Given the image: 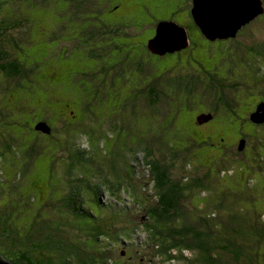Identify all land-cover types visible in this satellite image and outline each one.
<instances>
[{
  "label": "rangeland",
  "instance_id": "obj_1",
  "mask_svg": "<svg viewBox=\"0 0 264 264\" xmlns=\"http://www.w3.org/2000/svg\"><path fill=\"white\" fill-rule=\"evenodd\" d=\"M85 2L0 0V8L6 7L0 9V23L5 26L21 23L18 33L12 32L16 40L23 41L15 56L24 70L30 71L18 82L0 73V210L5 212L2 217L6 218L7 226L18 234L17 239L0 226V246L17 247L34 221L37 228L44 226L42 216L55 224L54 236H62L54 238L49 233L43 237L53 239L55 245L74 248L68 259L73 264H79V257L87 260L94 251L108 248L117 264H164L156 257L154 242L143 227L148 214L134 205L135 198L147 197L150 205L156 201L153 177L143 154L153 151L152 147L155 152L151 160L170 166L173 181L183 186L201 182L206 187L194 185L184 195L182 210L189 217L173 226L205 223V229L211 230L212 235L229 239L238 229L235 220L231 222L237 216L244 221L243 230L249 231L254 212L264 214V169H260L259 157L254 154L258 147L240 153L237 147L225 151L227 143L219 144L218 130L224 126L230 125L232 137L227 140L230 145L241 134L242 121L227 114L228 110L214 117L209 126L201 127L196 121L212 112L218 95L222 103L228 101L230 112H238L241 119L245 112L251 111L255 97L264 98V93L257 90V83L264 76V58L253 60L252 70L246 62L238 59L245 64L241 65L219 53L214 44L208 50L209 42L192 29L185 0L184 3L182 0ZM163 22L187 26L190 47L163 57L149 53L145 47ZM261 26L264 28V22ZM260 39L264 40V30L252 27L243 41L251 44ZM229 47L235 50L233 44ZM131 55L132 60L144 57L151 65L135 69L136 72L126 68L133 75H129L132 79L127 83L124 78L123 83L117 77L124 68L121 60ZM232 68L234 72L240 71L232 76L240 84L234 89L222 85L230 82ZM249 70L250 74L253 71L251 79L246 76ZM211 77L222 83L219 88L207 85L213 82L208 80ZM133 78L137 80L135 83ZM193 78L196 82L192 84ZM151 84L169 86L165 93L171 96L170 102L167 107L162 106L163 111L161 106L151 108L153 104L146 99L145 89ZM177 85L183 88L182 95H176ZM131 96L149 114L135 110L132 116L128 111L132 109L128 104L134 103ZM87 105L90 113L83 111ZM119 115L122 119L116 123ZM41 122L51 128V135L36 132ZM250 131L248 135L254 133ZM214 134L216 137L212 138ZM254 136L260 137L257 133ZM254 139L249 138L250 146ZM79 150L88 155L78 156L72 167L71 158ZM78 179L104 184L101 203L121 209L124 205L128 209L116 218L107 213L102 218L106 228L117 224L119 231L132 233L126 243L121 240L124 245L110 246L104 239L97 244L91 237L95 221L76 219L64 212L60 202L71 191V180ZM111 186L120 189L114 193L117 197L112 195ZM82 192L85 200L92 203V196H87L85 190ZM114 199L123 205H117ZM215 203L224 205V209H218ZM223 227L228 229L226 233ZM0 255L12 260L7 251L0 250ZM185 256L191 257L190 253ZM107 264H112L111 260Z\"/></svg>",
  "mask_w": 264,
  "mask_h": 264
},
{
  "label": "trees",
  "instance_id": "obj_2",
  "mask_svg": "<svg viewBox=\"0 0 264 264\" xmlns=\"http://www.w3.org/2000/svg\"><path fill=\"white\" fill-rule=\"evenodd\" d=\"M85 1L82 0L81 4H85ZM5 8L6 7H2L0 9L4 10ZM8 24L9 25L5 26L3 25V23H0V73L3 74L7 79L18 82L27 77L30 71L24 70L23 65L15 56L17 55L16 50L18 49L19 43H23V41L21 39L16 40L15 36H12V32H15L17 34L18 29H20L18 26H21V23ZM15 27L17 28L14 30ZM192 29L196 30L195 28ZM95 34H93V36H95ZM201 34L199 35L201 36ZM97 35L98 34H96V36ZM9 45L14 50L13 53L15 58H12L13 54ZM145 49L148 50V47H145ZM149 53L155 55L151 51H149ZM121 62H123L124 68H122V71L118 73L117 77L121 78V81L123 83H125L124 78H127V83L132 79L129 75H133L131 72L129 73L126 68L135 71V69H142L144 65L150 64L146 63L144 61V57L140 56H136L135 59L132 60V55L131 57L124 58L123 60H121ZM233 65L234 67H236L235 64ZM210 75L212 76V74ZM136 81L137 80L133 78V82L135 83ZM195 82L196 81L193 78L192 84ZM18 86L19 84H17V87ZM163 87L164 90H162ZM167 87L166 85L159 87L157 84H151L147 86V88L145 89L147 91V94H145V96L146 99H148V101L153 104L151 108L161 106V110L163 111L164 107L162 106L165 105V107H167L166 104H169L171 97L167 93H165V89ZM176 88V95H182L183 88L179 85H177ZM135 90H137L136 87ZM179 91L181 93H178ZM130 93L132 95V91ZM130 99L134 101V103L128 104L132 107V109H128L132 116L135 115V110H138L141 114H149L148 111H144L143 108L138 106V99H135V97L132 96ZM89 107L90 106L88 105L86 106V108L83 110L84 113H90ZM171 114L175 115L176 112L171 111ZM121 119V115H119L117 117L116 123ZM196 123L200 125L197 121ZM36 132L46 136L52 134V131L49 135L44 134L43 132ZM152 150L154 151L153 147ZM153 151H147L148 154H145V151V153L143 154L146 157H144V159L147 160V162H145V160L144 162L149 167L151 176L153 177L156 200L155 204L150 205L148 203V198L142 197V199L140 200L135 198L134 205H136L137 208L144 210L145 213L148 214V222L144 223L143 227L144 229L148 230V233L150 235L149 237L154 242L153 246L156 249V257L159 259V261H162L164 264H167L169 262L184 264L185 262H187L188 264H264V252L262 251L264 247V214L260 211L256 210L254 212V216L251 218V222L248 225L250 226L249 231H244V221L239 217L234 216L231 219V222L235 220L238 229L236 230L235 234L231 232L233 238L231 237L229 239L219 238L220 234L215 236L212 235L211 230L205 229V227L207 226V224L205 223H194L187 225V223L185 222L183 223L184 225L182 226V228L173 226L175 223L181 222L182 218L184 219L186 216H188L185 215L182 210V204L185 201L184 195L188 193V191H190L191 187H193L194 185H196L195 187L201 189H204L206 187L201 182H197L190 186H188L187 184L183 186L182 184L173 181L170 177V166H164L161 162L151 160L153 153L155 152ZM74 154L76 156H73L70 162V165L72 167L78 156L85 158V156L88 155V153L84 152L83 150H79L77 154L76 152H74ZM26 156L32 157V154L26 153ZM260 169H264V166L260 167ZM71 170L72 169H70L69 171ZM69 176L71 177L72 174L69 173ZM75 183H77L78 187H76ZM102 185L104 184H100V186L95 184L93 179L89 182H86L83 179L71 180V191L65 196V198L61 200L60 206L65 213H71V215H74L76 219L84 218L96 222V226H94L95 233L91 237H93L94 241L97 244H101L99 241L101 239H104L110 244V246L124 245L121 240H124V242L126 243L129 240L127 238L131 237L132 233L126 234L119 231L120 226L117 224L111 226L110 228H106V224H103L102 218H104L105 213L114 215V218H116L117 215L121 216L124 214V212H128V209H126L120 201H116V199L114 200L116 201L117 205L122 204L123 209L115 207L113 205L106 206L105 204L101 203L100 199L105 193L104 191H102ZM81 187L83 188L81 189ZM84 190L86 191L85 193L87 194V196H92V203L85 200L86 196H83L82 194V191ZM110 190L113 191L112 195L114 196H116V194H114L115 192L120 191V189L112 186ZM216 203L214 205H216L218 209H224V205L219 206L217 205L218 203ZM87 204H90L91 207ZM146 207L149 208H147L146 210ZM259 213L263 215H258ZM4 214V210H0V226L4 229L5 232L15 236L18 239V234L14 233V231L12 232L10 230L11 227L7 226L6 218L2 217L4 216ZM217 215L218 213H215L216 218ZM55 216L59 219L57 214ZM207 217L208 216H206V218ZM220 218H222V216ZM40 219L44 224L42 228H37V226H35L37 225V222L34 221L32 223V228L30 229V231H25L23 235L24 237L19 239L17 247L12 248L9 244H6L1 245L0 250L7 251V253L11 254L12 260H9V262H11L12 264H73V260L68 261V259L73 255L75 249L62 247L61 245H55L53 239L43 237L44 234L47 235L49 233L54 236L55 230L53 229V226L55 224L48 223L47 219L42 216H40ZM196 220L201 221L202 219ZM253 220L255 221L253 222ZM133 231H136V229H134ZM223 231H225L226 233L228 229L223 227ZM60 237L62 236H54V238ZM108 249L104 251L98 249L96 250V252L94 251L95 253H91L90 257L87 259L90 261L89 264H107V262H110V260L112 264H117L118 262L111 259L110 250ZM188 253H190L191 257L187 258L185 254L187 255ZM0 258L4 262L8 261L1 255ZM87 260H83L82 257H79L78 263L86 264Z\"/></svg>",
  "mask_w": 264,
  "mask_h": 264
},
{
  "label": "water",
  "instance_id": "obj_3",
  "mask_svg": "<svg viewBox=\"0 0 264 264\" xmlns=\"http://www.w3.org/2000/svg\"><path fill=\"white\" fill-rule=\"evenodd\" d=\"M264 13L260 0H195L192 15L196 25L209 40L233 37L238 29L250 23ZM148 50L158 56L181 52L189 47V37L186 29L171 22H163L157 26L155 37L147 44ZM264 105L260 106L253 120L258 122L264 117ZM212 115H202L198 123H208ZM36 131L51 134V128L41 122ZM242 150V149H240ZM0 264L4 262L0 258Z\"/></svg>",
  "mask_w": 264,
  "mask_h": 264
},
{
  "label": "flooded vegetation",
  "instance_id": "obj_4",
  "mask_svg": "<svg viewBox=\"0 0 264 264\" xmlns=\"http://www.w3.org/2000/svg\"><path fill=\"white\" fill-rule=\"evenodd\" d=\"M184 3V0H182ZM262 5H263V9H264V0H260ZM194 2L195 0H185V6H186V11L188 14V18H189V22L193 24L194 28L196 29V31L201 34L202 31L200 30V28L196 25L195 22V18L192 15V10L194 8ZM264 22V13L259 15L257 18H255L254 20H252L250 23H246L245 25H243L240 29H238L235 33V35L233 37H227V38H218L216 40H208V38L203 35V33L201 34L202 38L207 40L209 42L208 50L213 48V44L216 45V49L219 50V53L223 54L224 56L231 58L233 62L235 63H239L241 65H245L242 64L241 62H246L247 66H249L250 68L253 66V60L255 59H261L264 58V40L260 39V40H256L255 42L249 44V43H245L243 41V39L245 38L246 33L249 31V29H251L252 27L254 29H256V27H260L262 28V30H264V28L261 26V23ZM187 33L188 32V28L186 26H184ZM155 37V35H154ZM153 37V38H154ZM189 37V35H188ZM152 38V39H153ZM233 44L235 47V50L230 48L229 45ZM239 46V47H238ZM189 47H190V42H189ZM188 47V48H189ZM241 60V62L238 61ZM235 68L230 69V77H229V83L226 84H222L219 79H214V77L209 78L208 80H211L213 82L207 83V85H209L210 87L213 86V88H219V85H227L230 87L236 88V86L240 85L237 82H235V80L233 79V75L234 73H239L235 70ZM252 69V68H251ZM253 70V69H252ZM220 72H218L219 74ZM242 73H245V71H242ZM251 70L248 71V74H246V76H248L249 79H251L253 77V71L252 74ZM218 77V76H216ZM222 81V79H220ZM263 85L264 84V76L263 79L259 80L257 83V90L261 91L264 93V86L260 87L259 85ZM223 88V87H221ZM255 97V95L253 96ZM255 103H254V107L251 111L245 112V114L242 116V119L240 118V116L238 115V112L236 111H232L229 109L228 106V101L226 103H222L221 100L222 98H220V95H218V101L216 103V105L213 107V110L211 113L208 114H203V115H212L213 119L211 121H209L208 123H204L201 124V127H206L209 126L211 123H213L215 121V118H218L219 114L223 113V110H228L227 114H229L231 117H235L238 121H242V125H241V134L239 137L236 138V143L233 145H230L228 140V137H232L230 136V125H228V128H226L224 126L223 130H218L219 136L220 138L217 137V139H219V144L224 145V143H227L226 146L224 147L225 151H228L230 149H232L233 147H237V151H240V153H243V151H250L253 149V147L256 145V147H258V151L255 152L254 154L256 155V157H259L258 160V166H264V131L262 132V134L259 132L261 131V129H264V117H262V120H259L258 122H255L253 120L254 115L258 112L260 106L264 105V98L261 97V95H258V97H255ZM223 106V107H221ZM264 111V110H263ZM230 123L232 124V121L230 120ZM248 127V128H247ZM250 130H253V132L258 135H260L259 138H257L256 136H254V133L252 135H248V132H251ZM216 134H214V136L212 138H215ZM253 137L255 138L254 141L251 142V146H250V140L249 138ZM214 139V140H217ZM242 149V150H240ZM223 153V151H222ZM244 164V163H242ZM241 165V163H240Z\"/></svg>",
  "mask_w": 264,
  "mask_h": 264
}]
</instances>
